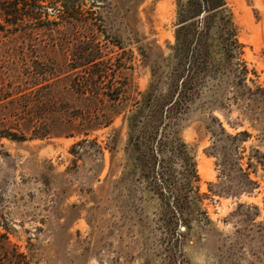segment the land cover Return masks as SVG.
I'll use <instances>...</instances> for the list:
<instances>
[{
    "label": "rangeland",
    "instance_id": "1",
    "mask_svg": "<svg viewBox=\"0 0 264 264\" xmlns=\"http://www.w3.org/2000/svg\"><path fill=\"white\" fill-rule=\"evenodd\" d=\"M53 1L74 18L47 4L58 23L0 26V128L25 137L0 140V233L29 264H264V0H225L240 54L211 33L155 169L135 121L178 68L186 0ZM88 53L97 67L75 77ZM185 158L196 177L174 214L165 184Z\"/></svg>",
    "mask_w": 264,
    "mask_h": 264
},
{
    "label": "trees",
    "instance_id": "2",
    "mask_svg": "<svg viewBox=\"0 0 264 264\" xmlns=\"http://www.w3.org/2000/svg\"><path fill=\"white\" fill-rule=\"evenodd\" d=\"M54 2L53 0H0V19L5 23L0 26L9 25L14 29L15 27H31L32 24L42 21L52 24L58 23L57 20L47 17V4L56 9V16L59 20L66 21V18H74L72 14L76 12L75 7L66 5L61 10ZM225 5V0H186L185 3L181 4L175 31L176 43L174 45V55L176 60H178V68L173 73L172 82L162 96L154 101L149 99L150 96L148 99L145 98L143 105L147 107V113L141 117V121L139 119L135 121L136 123L139 122L137 124V138L139 140L136 142V147L141 148L142 154L146 156L150 166L154 167V169L161 161L159 152H157L158 150L161 151V149L157 148L156 143L158 144L160 140L162 128L179 112L181 106L189 98L194 88V77L201 68L200 63L205 61L208 56L211 46V33L216 34L227 59L238 57L240 54V46L231 23V14L227 12ZM78 24H82V22L80 21ZM96 58L95 53H88L78 57L71 64L73 70H76L75 77L80 75L85 78V73H87L89 66L97 67V62L94 63ZM187 58L189 65H191V70L187 75H181V64ZM239 72L242 74L241 79H245L246 68L244 67V70ZM97 74L100 75L99 72ZM97 74L96 76H98ZM78 82L79 78H77ZM77 85L80 88L82 87L81 82ZM257 90L264 99V90L261 87H257ZM118 91L116 90L115 94L108 95L109 100L119 101L121 93H118ZM138 113L139 111L132 116V119H136L135 117H137ZM238 135L240 134L232 136V139ZM2 138L16 141L25 139L23 134L10 133L0 128V140ZM181 166L182 184L178 187L165 184L166 190L172 197L171 209L169 208L168 211L174 214L179 213L182 200H186L192 190L191 178L196 177L193 163L185 158ZM163 182L165 183V180ZM0 264H29L25 254L18 252L16 246L7 240V236L4 233H0Z\"/></svg>",
    "mask_w": 264,
    "mask_h": 264
}]
</instances>
